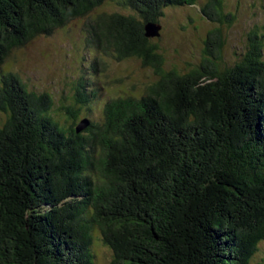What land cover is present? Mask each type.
Segmentation results:
<instances>
[{"label":"trees","instance_id":"16d2710c","mask_svg":"<svg viewBox=\"0 0 264 264\" xmlns=\"http://www.w3.org/2000/svg\"><path fill=\"white\" fill-rule=\"evenodd\" d=\"M114 1L127 13L89 23L74 101L90 126L78 134L76 107L55 117L53 97L4 66ZM189 7L237 20L226 0H0V264H97L102 246L111 264H264V28L231 64L217 29L212 59L166 73L155 39L168 10ZM132 57L160 80L117 101L98 78L106 58Z\"/></svg>","mask_w":264,"mask_h":264},{"label":"rangeland","instance_id":"374dc122","mask_svg":"<svg viewBox=\"0 0 264 264\" xmlns=\"http://www.w3.org/2000/svg\"><path fill=\"white\" fill-rule=\"evenodd\" d=\"M202 2L206 4L207 0ZM226 7L227 13L237 15V20L224 26L210 22L198 7L166 12L162 27L164 31L155 39L160 54L164 57L163 70L166 73L176 70L185 75L202 66L204 59H212L211 53L215 52L219 37L210 34L217 29L222 30V39L225 40L223 66L237 60L235 53L241 54L246 47L248 32L256 26L260 30L264 28V0H226ZM117 12L127 13L116 1L105 2L93 14L73 20L52 37L39 36L25 47L13 51L4 66L5 71L20 75L32 92L38 95L50 94L55 103V117L59 116L67 121L64 110L76 107L79 120L86 119L82 108L74 101V89L76 80L82 75L81 68H86L88 61L92 59L88 48L89 23L99 14ZM106 60L108 70L98 80L104 85L105 92L117 101L130 96L141 98L145 95L147 85L160 80L156 67L144 66L135 57L122 62L110 58ZM6 120V115L0 114V127ZM94 122L103 123V116L98 111L94 114ZM98 257L97 264H111V252L107 247L99 249ZM261 260L262 256L257 259L256 264Z\"/></svg>","mask_w":264,"mask_h":264},{"label":"water","instance_id":"95a60500","mask_svg":"<svg viewBox=\"0 0 264 264\" xmlns=\"http://www.w3.org/2000/svg\"><path fill=\"white\" fill-rule=\"evenodd\" d=\"M160 28L157 27L154 24H149L146 26V36L148 38H155L160 36ZM90 126V122L88 119H84L80 122L78 128H77V133L80 134L83 131H85L88 127Z\"/></svg>","mask_w":264,"mask_h":264}]
</instances>
